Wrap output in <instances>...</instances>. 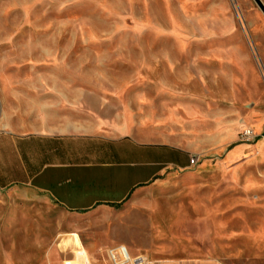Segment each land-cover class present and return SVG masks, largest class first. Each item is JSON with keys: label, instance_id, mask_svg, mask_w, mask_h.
Instances as JSON below:
<instances>
[{"label": "rangeland", "instance_id": "rangeland-1", "mask_svg": "<svg viewBox=\"0 0 264 264\" xmlns=\"http://www.w3.org/2000/svg\"><path fill=\"white\" fill-rule=\"evenodd\" d=\"M2 122L128 135L167 146L162 165L199 162L87 214L0 192V264L72 260L58 246L68 234L94 264L118 245L153 264H264V17L252 0H0Z\"/></svg>", "mask_w": 264, "mask_h": 264}, {"label": "crops", "instance_id": "crops-1", "mask_svg": "<svg viewBox=\"0 0 264 264\" xmlns=\"http://www.w3.org/2000/svg\"><path fill=\"white\" fill-rule=\"evenodd\" d=\"M261 1L264 4V0ZM165 147L138 141L128 135L60 133L51 129L21 133L2 122L0 192L40 194L73 214L116 208L125 204L134 192L148 188L172 165L178 169L188 168V165L179 166L177 156L170 159L169 165H162L167 156L163 150ZM173 149L179 154H189ZM64 237L66 239L58 246L71 247L73 259L78 252L76 262L69 264H87L85 256L94 264V258L87 253L78 235ZM112 252H124L130 258L144 254H131L126 246L118 245L105 250L107 261ZM68 261L71 260L62 264Z\"/></svg>", "mask_w": 264, "mask_h": 264}, {"label": "built area", "instance_id": "built-area-1", "mask_svg": "<svg viewBox=\"0 0 264 264\" xmlns=\"http://www.w3.org/2000/svg\"><path fill=\"white\" fill-rule=\"evenodd\" d=\"M242 139L246 142H251L257 139V135L249 128H245L242 131ZM199 162L198 156H190L189 157V164L188 168H192L196 166ZM78 253V252H77ZM77 253L73 260L66 262V264L74 263L76 262ZM85 259L87 261V264H92L90 259L85 256ZM154 262L149 259L144 254H139L135 256L134 258H130L126 253L124 252H112L109 254L108 258V264H153ZM76 264V263H75Z\"/></svg>", "mask_w": 264, "mask_h": 264}, {"label": "water", "instance_id": "water-1", "mask_svg": "<svg viewBox=\"0 0 264 264\" xmlns=\"http://www.w3.org/2000/svg\"><path fill=\"white\" fill-rule=\"evenodd\" d=\"M264 17V4L261 0H252Z\"/></svg>", "mask_w": 264, "mask_h": 264}]
</instances>
